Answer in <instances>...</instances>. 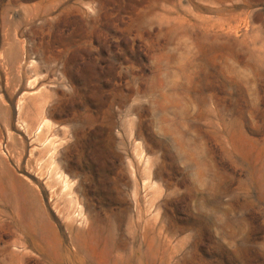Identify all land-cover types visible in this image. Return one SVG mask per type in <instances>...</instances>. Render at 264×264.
Instances as JSON below:
<instances>
[{"label":"rangeland","instance_id":"374dc122","mask_svg":"<svg viewBox=\"0 0 264 264\" xmlns=\"http://www.w3.org/2000/svg\"><path fill=\"white\" fill-rule=\"evenodd\" d=\"M0 149V264H264V0H0Z\"/></svg>","mask_w":264,"mask_h":264},{"label":"bare ground","instance_id":"6f19581e","mask_svg":"<svg viewBox=\"0 0 264 264\" xmlns=\"http://www.w3.org/2000/svg\"><path fill=\"white\" fill-rule=\"evenodd\" d=\"M26 34V33H25ZM27 50H29V53H30V49H27ZM28 53V54H29ZM27 54V55H28ZM30 55H31V53H30ZM67 83V82H66ZM2 89V88H1ZM57 90H58V88H57ZM60 95V94H59ZM7 99V98H6ZM49 100V99H48ZM8 101V100H7ZM56 101V100H55ZM41 119V122H40V124H39V128H41L42 127V125L44 124L45 125V123H46V120L43 118V117H41L40 118ZM1 150V149H0ZM67 183V182H66ZM68 184V183H67Z\"/></svg>","mask_w":264,"mask_h":264}]
</instances>
